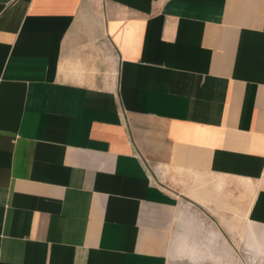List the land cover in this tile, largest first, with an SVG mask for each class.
Segmentation results:
<instances>
[{
    "label": "crops",
    "instance_id": "0c3cea01",
    "mask_svg": "<svg viewBox=\"0 0 264 264\" xmlns=\"http://www.w3.org/2000/svg\"><path fill=\"white\" fill-rule=\"evenodd\" d=\"M225 207L264 224V0H0V264H167Z\"/></svg>",
    "mask_w": 264,
    "mask_h": 264
},
{
    "label": "rangeland",
    "instance_id": "374dc122",
    "mask_svg": "<svg viewBox=\"0 0 264 264\" xmlns=\"http://www.w3.org/2000/svg\"><path fill=\"white\" fill-rule=\"evenodd\" d=\"M205 210L193 207L191 214H205ZM223 219L224 237L215 247L211 236V224L196 238L201 248L196 247L187 254L169 255L167 264H264V224L247 222L243 211L236 207H225L219 215ZM229 229H233L234 232Z\"/></svg>",
    "mask_w": 264,
    "mask_h": 264
}]
</instances>
